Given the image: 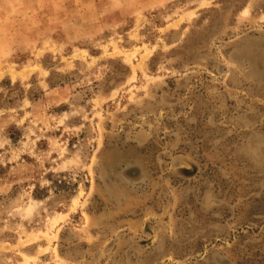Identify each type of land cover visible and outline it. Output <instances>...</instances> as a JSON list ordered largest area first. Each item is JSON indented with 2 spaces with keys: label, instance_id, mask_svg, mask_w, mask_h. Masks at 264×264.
Returning <instances> with one entry per match:
<instances>
[{
  "label": "rangeland",
  "instance_id": "rangeland-1",
  "mask_svg": "<svg viewBox=\"0 0 264 264\" xmlns=\"http://www.w3.org/2000/svg\"><path fill=\"white\" fill-rule=\"evenodd\" d=\"M0 264H264V0H0Z\"/></svg>",
  "mask_w": 264,
  "mask_h": 264
}]
</instances>
